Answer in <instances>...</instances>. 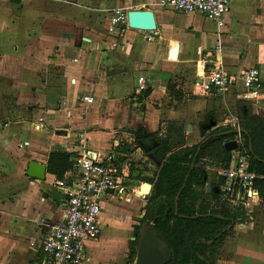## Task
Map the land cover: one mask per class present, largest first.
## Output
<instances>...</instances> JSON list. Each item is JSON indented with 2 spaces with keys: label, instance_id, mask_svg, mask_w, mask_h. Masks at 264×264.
Masks as SVG:
<instances>
[{
  "label": "crops",
  "instance_id": "0c3cea01",
  "mask_svg": "<svg viewBox=\"0 0 264 264\" xmlns=\"http://www.w3.org/2000/svg\"><path fill=\"white\" fill-rule=\"evenodd\" d=\"M120 6L151 9L156 27H128L119 36L109 28L108 9ZM224 21L219 34L213 20L162 8L158 0H0V264H40L37 244L46 229L40 220L59 217L62 196L48 157L75 153L82 131L92 154L126 145L156 167L134 179L138 195L104 198L100 235L88 242L81 263L131 264L136 222L129 221L144 215L151 191H138L161 162L137 145L133 131L167 139L174 151L213 128L234 126L242 111L264 115V0H230ZM204 54L235 77L227 90L208 83ZM250 66L257 67L261 88L246 100L240 72ZM233 140L237 145L228 148ZM223 145L231 156L240 143L235 134ZM31 160L46 166L42 179L27 175ZM200 164L196 205L242 210L214 263L264 264V197L258 191V198L221 200L219 171L228 163L211 153Z\"/></svg>",
  "mask_w": 264,
  "mask_h": 264
},
{
  "label": "built area",
  "instance_id": "2783aa9c",
  "mask_svg": "<svg viewBox=\"0 0 264 264\" xmlns=\"http://www.w3.org/2000/svg\"><path fill=\"white\" fill-rule=\"evenodd\" d=\"M158 5L180 13H200L213 20L218 33L225 25L224 17L230 8V0H158ZM127 9L112 7L108 9L110 30L119 36L129 27ZM151 39L150 33L146 34ZM215 49L221 42L217 37ZM211 63L205 76L209 84L219 91H225L235 81L220 64L215 63L204 54ZM206 60V61H208ZM244 85L241 97L249 100L259 94L261 88L260 74L256 66L246 67L240 72ZM87 103L93 101L91 94L82 96ZM236 140L240 144L243 136L239 123H235ZM80 148L71 155V166L63 176L54 180V186L61 190L60 215L57 219L40 223L45 225V231L37 244L40 264H81L87 257V244L100 235V214L103 200L106 196H121L128 190V178L118 168L119 157L124 156L118 148L109 150L106 155L92 154L85 148V132L77 134ZM136 148V146H135ZM123 164V163H122ZM222 182L219 187V198L234 202L242 199L258 198V190L254 185L260 177L249 167L247 154L236 149L232 151L228 165L219 171Z\"/></svg>",
  "mask_w": 264,
  "mask_h": 264
},
{
  "label": "trees",
  "instance_id": "16d2710c",
  "mask_svg": "<svg viewBox=\"0 0 264 264\" xmlns=\"http://www.w3.org/2000/svg\"><path fill=\"white\" fill-rule=\"evenodd\" d=\"M239 129L243 150L249 167L260 177L254 181L259 195L264 197V115L242 111ZM264 114V113H263ZM135 141L143 150L155 151L160 159L156 172L150 177L151 193L146 196L141 223L154 222L158 237L170 247L172 256L165 264H215L213 253L228 233L236 216L242 210L220 207L210 208L208 203L196 205L198 192L193 186L203 185L202 157L213 153L226 166L230 151L223 143L236 134L235 126L213 128L194 145L171 150L167 139H158L143 131H133ZM123 149V148H122ZM125 152L129 149L125 146ZM71 152H51L47 161L48 172L60 178L71 166ZM119 162L124 157H119ZM137 240L132 241V257Z\"/></svg>",
  "mask_w": 264,
  "mask_h": 264
},
{
  "label": "water",
  "instance_id": "95a60500",
  "mask_svg": "<svg viewBox=\"0 0 264 264\" xmlns=\"http://www.w3.org/2000/svg\"><path fill=\"white\" fill-rule=\"evenodd\" d=\"M127 23L131 28L140 30H153L156 27L154 14L151 9H127ZM232 145H237L233 140L227 144L230 148ZM46 171V166L38 161L31 160L28 163L26 173L35 178L42 179ZM152 184L143 182L138 193L140 195H148L151 191ZM143 214H139L133 219L136 223L133 224L134 231L132 239L137 240L135 248V258L133 264H165L172 256L170 247L166 242L161 240L156 231L154 222L141 223Z\"/></svg>",
  "mask_w": 264,
  "mask_h": 264
},
{
  "label": "rangeland",
  "instance_id": "374dc122",
  "mask_svg": "<svg viewBox=\"0 0 264 264\" xmlns=\"http://www.w3.org/2000/svg\"><path fill=\"white\" fill-rule=\"evenodd\" d=\"M122 4H124L125 6H128L129 2L122 3ZM125 146H123V149H122L124 152H125V149H124ZM121 162L123 164L119 165L118 168L121 169V171L123 170L125 172L126 175L124 177L128 178L129 180L127 183L128 190L121 196H124L127 193L138 195V194H135L136 193V182L134 181V179H138L139 176H141L140 173L145 170L149 171L150 172L149 174L151 175V172H154L156 168L155 165L152 164L148 160V158L145 159L144 154H142L141 151L134 152V150H129L128 152H126L124 160ZM121 196H117V197H121ZM129 222H136V221L130 220ZM131 257H132V254H131ZM132 262L133 261L131 260V264H133Z\"/></svg>",
  "mask_w": 264,
  "mask_h": 264
}]
</instances>
